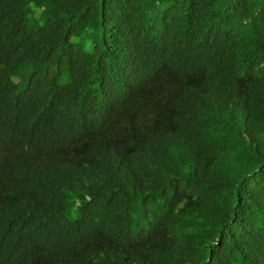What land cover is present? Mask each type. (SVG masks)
Wrapping results in <instances>:
<instances>
[{"label": "trees", "instance_id": "16d2710c", "mask_svg": "<svg viewBox=\"0 0 264 264\" xmlns=\"http://www.w3.org/2000/svg\"><path fill=\"white\" fill-rule=\"evenodd\" d=\"M0 264H264V0H0Z\"/></svg>", "mask_w": 264, "mask_h": 264}]
</instances>
